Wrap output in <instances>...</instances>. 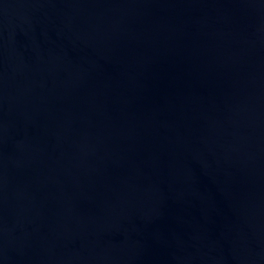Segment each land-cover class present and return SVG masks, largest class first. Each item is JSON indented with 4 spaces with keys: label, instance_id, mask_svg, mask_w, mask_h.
<instances>
[{
    "label": "water",
    "instance_id": "obj_1",
    "mask_svg": "<svg viewBox=\"0 0 264 264\" xmlns=\"http://www.w3.org/2000/svg\"><path fill=\"white\" fill-rule=\"evenodd\" d=\"M0 264H264V0H0Z\"/></svg>",
    "mask_w": 264,
    "mask_h": 264
}]
</instances>
